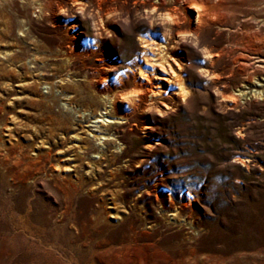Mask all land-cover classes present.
Here are the masks:
<instances>
[{
    "label": "rangeland",
    "instance_id": "374dc122",
    "mask_svg": "<svg viewBox=\"0 0 264 264\" xmlns=\"http://www.w3.org/2000/svg\"><path fill=\"white\" fill-rule=\"evenodd\" d=\"M139 1L0 0V264H264V0H208L178 43ZM148 37L165 92L111 108Z\"/></svg>",
    "mask_w": 264,
    "mask_h": 264
},
{
    "label": "bare ground",
    "instance_id": "6f19581e",
    "mask_svg": "<svg viewBox=\"0 0 264 264\" xmlns=\"http://www.w3.org/2000/svg\"><path fill=\"white\" fill-rule=\"evenodd\" d=\"M176 1L177 0H147V1L142 0V1H139L137 3V6H136V11H138V13H139L138 18H140V19L147 18L152 23L156 22L162 26L164 43H167L168 39H173L174 43H178V41L181 38H185L186 36L197 37L198 30H199L200 26L207 23V20L209 18L214 17L216 19L218 17V16L213 15L212 12L215 10L216 7L219 6V4H213V3L208 4V0H185L186 7L183 6L184 7L183 12H186L187 16L192 20L189 23V26L186 30H180L179 27L181 24L179 25L180 17L177 15L178 5L176 6ZM75 3H77V2H75ZM190 3H195L198 6V8L190 7L189 6ZM71 4H72V2H71ZM217 10H218V8H217ZM165 13H167L170 16H174L175 21H177V22L161 23L160 17ZM193 19H195V20L193 21ZM101 35H102V33H100L98 31L97 36L101 37ZM96 42H98V41L96 40ZM193 42L195 44H197V46H198V42L196 41L195 38L193 39ZM140 43L142 45L141 47L145 48V50H143L142 56H143L144 62L148 66H143V64L139 61L134 63L135 64L134 67L132 69H130V73L132 75L131 76L132 80L129 83V91L124 93V94L117 96L115 94H113V95L108 94L104 87H100V89H99V91L101 93L100 96L102 97V99H107L106 102H109L111 104V108H113L121 100V101H124L127 103L126 106L125 105L123 106V108L125 110H130L133 108L135 109V108H138V106H140V108L143 111H148L150 109V107H148L147 103L144 101L143 98H145L146 101L147 100L151 101L152 98L154 99L156 95H160L161 92H165L163 89H161V86L159 85L160 81L158 79L169 81L170 77L166 78L164 76L158 75L155 71V65L163 66V64L164 65L166 64L168 66L169 59L172 60L171 56L166 51L167 48H166L165 44H163V42L156 41L152 37H148L147 39L141 38ZM198 47L201 49L202 53L204 54L205 59H207L209 61L212 58V54L208 51L207 48H205V46L199 45ZM150 50L154 51V53L151 52L152 55H149L147 52ZM64 53H66V52H64ZM210 62H211V60H210ZM202 71H204V73L209 76V79L213 78L212 74H208V72H209L208 69H203ZM174 74H175V72L172 70L170 75H172V77H175L176 75H174ZM145 77H147V78L145 79ZM150 80H156V85L151 84ZM174 83H175L174 87L176 88V91L178 90L179 93L186 92V89L183 86L181 79H174ZM131 92H135L136 95L135 96H129V99H127V100L124 99V96L131 93ZM147 97H150V99H147ZM232 101H233V99H232ZM71 107L73 108V106H71ZM151 107H152V105H151ZM163 107L165 109H171L172 108V107H169L167 104H165ZM102 109L105 110L106 107L102 108ZM104 114H105V116H107L106 114L110 115L111 117L113 116V113L111 110L104 111ZM93 118L95 121L91 120L92 124L93 123H96V124L100 123L99 125H96L95 127H97L98 130H102V131H106L107 127H110L109 126L110 123H124V122H120V121L116 122V121H111V120L105 119L102 111H100V115L96 114ZM104 125H105V127H103ZM88 126H91V125H88ZM98 130L94 129L95 132H97ZM93 136L95 137V141L97 140V141H99V143H102V141L107 139V137L104 136V133L93 134L92 137Z\"/></svg>",
    "mask_w": 264,
    "mask_h": 264
},
{
    "label": "clouds",
    "instance_id": "9594fccd",
    "mask_svg": "<svg viewBox=\"0 0 264 264\" xmlns=\"http://www.w3.org/2000/svg\"><path fill=\"white\" fill-rule=\"evenodd\" d=\"M189 6L192 7V8H198V6H197L195 3H190ZM79 10H80L81 12H83V6H79ZM160 22H161V23H165V22L171 23V22H177V21H175V17H174V16H170V15H168L167 13H165V14H163V15L160 17ZM146 78H147V77H145V79H146ZM135 95H136L135 92H131V93L125 95V96H124V99L127 100V99H129V96H135Z\"/></svg>",
    "mask_w": 264,
    "mask_h": 264
}]
</instances>
